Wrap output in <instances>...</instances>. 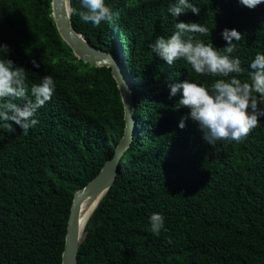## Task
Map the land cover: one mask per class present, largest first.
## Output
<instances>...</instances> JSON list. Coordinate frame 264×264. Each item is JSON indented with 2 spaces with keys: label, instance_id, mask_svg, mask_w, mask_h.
<instances>
[{
  "label": "trees",
  "instance_id": "1",
  "mask_svg": "<svg viewBox=\"0 0 264 264\" xmlns=\"http://www.w3.org/2000/svg\"><path fill=\"white\" fill-rule=\"evenodd\" d=\"M51 0H0V44L7 58L28 73L26 83L51 75L57 85L38 109V124L24 135L0 128V264H61L73 194L111 158L125 128L123 104L111 69L78 59L60 37ZM174 0H105L114 13L93 27L71 9L73 30L92 46L119 58L131 81L135 128L119 172L89 216L78 264H264V118L240 143L208 144L179 94L168 82L195 77L183 60L172 66L152 53L156 37L175 23L209 28L196 39L222 48L225 28L241 39L234 55L245 70L264 53V4L239 0H191L176 19ZM35 59L39 68L30 61ZM212 83L213 77H200ZM21 104L22 101H13ZM165 220L158 234L149 217Z\"/></svg>",
  "mask_w": 264,
  "mask_h": 264
},
{
  "label": "clouds",
  "instance_id": "2",
  "mask_svg": "<svg viewBox=\"0 0 264 264\" xmlns=\"http://www.w3.org/2000/svg\"><path fill=\"white\" fill-rule=\"evenodd\" d=\"M239 3L253 9L264 4V0H239ZM79 5V9L71 11L85 24L98 27L113 18L114 13L105 0H79ZM167 11L176 19L186 11L198 15L200 9L191 0H174ZM174 28L169 37L158 36L149 47L169 66L183 60L195 73L194 78L166 84L168 98L179 94L178 108L187 109L177 126L183 129L185 121L191 120L210 145L217 141L240 143L264 118V53L255 54L248 64V79L242 81L238 77L245 70L240 58L234 55L235 42L242 36L240 32L225 28L221 38L226 46L216 48L211 42L194 37L196 33L209 34V28L202 23L176 22ZM9 51L6 44H0V128L14 131V122L27 135L38 124L35 118L38 109L51 99L57 85L51 75H45L39 83L29 86L28 73L7 58ZM30 63L34 68L40 67L35 59ZM200 77L215 79L209 84ZM16 100L22 101V106L13 102ZM148 219L151 233L158 235L165 226L163 215L153 213Z\"/></svg>",
  "mask_w": 264,
  "mask_h": 264
},
{
  "label": "water",
  "instance_id": "3",
  "mask_svg": "<svg viewBox=\"0 0 264 264\" xmlns=\"http://www.w3.org/2000/svg\"><path fill=\"white\" fill-rule=\"evenodd\" d=\"M50 7L57 31L73 54L92 66H106L111 69L124 110V133L114 149L113 156L107 159L99 172L85 186L76 190L72 197L61 252V264H78L79 246L86 237L85 223L113 184L119 172L121 155L128 147L134 133L135 119L132 113L135 104L131 94L130 77L119 58L92 46L81 34L73 30L69 17L68 0H51Z\"/></svg>",
  "mask_w": 264,
  "mask_h": 264
}]
</instances>
